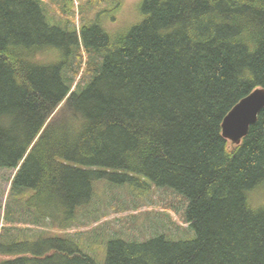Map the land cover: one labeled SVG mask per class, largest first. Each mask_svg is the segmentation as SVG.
<instances>
[{"label":"trees","instance_id":"16d2710c","mask_svg":"<svg viewBox=\"0 0 264 264\" xmlns=\"http://www.w3.org/2000/svg\"><path fill=\"white\" fill-rule=\"evenodd\" d=\"M47 1L0 0V171L36 225L72 229L97 182L151 184L194 235L111 238L104 264H264V110L241 144L222 131L264 89V0H142L115 35L55 23ZM11 230L0 264H98L69 233Z\"/></svg>","mask_w":264,"mask_h":264},{"label":"rangeland","instance_id":"374dc122","mask_svg":"<svg viewBox=\"0 0 264 264\" xmlns=\"http://www.w3.org/2000/svg\"><path fill=\"white\" fill-rule=\"evenodd\" d=\"M72 1L73 10L70 14L64 13L55 0L47 1L50 18L55 23L71 22L78 29L83 24L97 22L112 35L142 19V0ZM15 174L16 170L0 171V236L5 234V229L15 228L21 232L17 230L14 235L21 239L27 236L31 240L47 234L69 233L86 254L94 257L98 264H104L108 240L111 238L144 241L166 234L172 240L187 241L194 235L184 218L186 202L172 191L155 188L151 184L145 189V186L133 187L106 181L95 184L91 205L78 212L72 229L63 231L51 225H36L34 213L25 206L31 195L12 191ZM252 203L264 206V188L252 195ZM5 259L8 257L0 255V261Z\"/></svg>","mask_w":264,"mask_h":264},{"label":"water","instance_id":"95a60500","mask_svg":"<svg viewBox=\"0 0 264 264\" xmlns=\"http://www.w3.org/2000/svg\"><path fill=\"white\" fill-rule=\"evenodd\" d=\"M264 110V89H257L242 99L223 121V136L235 145L241 144Z\"/></svg>","mask_w":264,"mask_h":264},{"label":"bare ground","instance_id":"6f19581e","mask_svg":"<svg viewBox=\"0 0 264 264\" xmlns=\"http://www.w3.org/2000/svg\"><path fill=\"white\" fill-rule=\"evenodd\" d=\"M222 131H223V129H222Z\"/></svg>","mask_w":264,"mask_h":264}]
</instances>
